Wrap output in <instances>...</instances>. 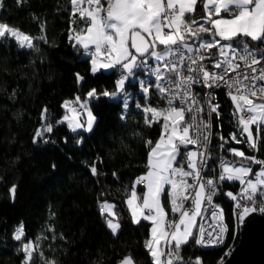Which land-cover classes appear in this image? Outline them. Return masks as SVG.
I'll use <instances>...</instances> for the list:
<instances>
[{
    "label": "snow or ice",
    "instance_id": "6c2138e0",
    "mask_svg": "<svg viewBox=\"0 0 264 264\" xmlns=\"http://www.w3.org/2000/svg\"><path fill=\"white\" fill-rule=\"evenodd\" d=\"M198 4L202 5L203 14ZM70 5L73 23L78 14L84 26L79 30L70 29L69 40L74 42V48H82L88 54L90 74L95 76L111 70L120 75L112 91L90 87L84 100L76 96L64 101L62 107L68 114L57 123L67 122L73 132L92 133L99 120L90 102L102 98H122L120 119L124 120L130 99L126 85L137 86L144 104L137 102L135 107L142 111L144 124L151 128L162 123L155 143L151 139L145 141L150 149L147 170L133 181L126 200L132 223L151 224L144 247L152 264H204L201 257L185 261L181 248L190 240L200 247L224 244L230 228L224 222L223 209L214 203L220 184L238 181L241 186L238 194L226 193L235 202V219L240 225L250 214L264 213V204L257 207L256 200L257 196L264 199V160L246 156L238 149H228L233 155L261 167L253 174L251 166L221 161L218 176L205 178L211 156L207 151L211 142V118L215 115L219 122L221 115L217 90H226L231 99L235 109L232 115L237 118L241 135H246L248 146L254 151L260 150L264 102L256 100L264 101V83H260L264 82V0H107V7L102 0H70ZM3 6L4 0H0V8ZM4 38L14 39L21 48L36 47L33 37L0 22V39ZM39 39L47 42L43 36ZM75 76L78 85L86 83L84 75L76 73ZM196 85L204 90L203 95L194 90ZM152 93L166 101L167 107L152 106L148 102ZM205 111L207 119L201 116ZM46 113L45 108L43 119ZM85 114L86 120L82 121L80 117ZM245 114H249L248 119L244 118ZM52 131L51 124L43 132L37 130L33 143H49L43 138L44 132ZM220 139L228 142L223 136ZM231 139L241 143L236 133L231 134ZM83 141L81 136L77 144ZM51 167L54 171L56 165ZM91 173L97 175L94 165ZM189 178L193 183L188 182ZM141 184L145 189L142 197L137 193V186ZM166 186L171 212L178 214L176 220L168 219L162 203ZM16 190V185L9 190L13 199ZM187 201H191L190 208H185ZM114 207L107 201L98 203L106 227L116 235L121 224ZM205 222H208L207 228ZM231 231L235 238V225ZM23 236L21 225L13 238L21 241ZM37 248L32 241L22 244L24 264H31ZM229 254L226 250L224 256ZM117 264H137V261L129 253ZM218 264H224L223 256Z\"/></svg>",
    "mask_w": 264,
    "mask_h": 264
},
{
    "label": "trees",
    "instance_id": "16d2710c",
    "mask_svg": "<svg viewBox=\"0 0 264 264\" xmlns=\"http://www.w3.org/2000/svg\"><path fill=\"white\" fill-rule=\"evenodd\" d=\"M70 9V0H4L0 8V22L33 37L36 46L21 48L14 39H0V264H24L22 244L28 241L38 245L31 264L52 260L56 264H117L129 253L137 264H152L144 247L151 224L142 221L134 225L126 200L133 181L147 170L150 149L145 141L155 143L162 121L151 128L144 124L142 111L135 107L144 100L132 84L126 85L130 99L124 120L120 119L122 98H102L90 102L99 120L92 133L73 132L66 122L57 123L67 114L62 107L64 101L76 96L84 100L90 87L112 91L120 75L111 70L90 74L89 56L69 40L70 29L84 26L78 16L73 23ZM198 9L203 14L202 5L198 4ZM41 36L47 42L39 39ZM76 73L84 75L86 83L78 85ZM216 95L221 115L219 122L215 115L211 118L210 162L218 176L221 161L251 166L228 149L264 160V125L260 150L254 151L246 135H241L237 118L232 115L234 105L225 90H217ZM148 102L157 108L165 107V101L155 93ZM47 124L53 127L51 133L44 132L43 138L49 143H33L37 130L43 132ZM252 130L255 136V125ZM233 133L241 143L231 139ZM81 136L84 141L77 144ZM221 136L228 142L224 143ZM52 164L56 165L54 171ZM93 165L97 175L91 173ZM188 182L193 180L189 178ZM13 185L17 188L14 200L9 191ZM219 187L215 203L223 209L224 222L229 225L227 238L217 247H200L190 240L181 248L185 261L201 257L204 264H218L222 256L226 259L225 251L230 252L239 241L235 202L226 193L237 194L240 184L224 182ZM101 201L115 205L121 224L116 235L106 227L98 211ZM163 203L169 212L166 197ZM21 225L24 236L16 241L13 234Z\"/></svg>",
    "mask_w": 264,
    "mask_h": 264
},
{
    "label": "water",
    "instance_id": "95a60500",
    "mask_svg": "<svg viewBox=\"0 0 264 264\" xmlns=\"http://www.w3.org/2000/svg\"><path fill=\"white\" fill-rule=\"evenodd\" d=\"M224 264H264V213L254 212L239 224V241Z\"/></svg>",
    "mask_w": 264,
    "mask_h": 264
},
{
    "label": "built area",
    "instance_id": "2783aa9c",
    "mask_svg": "<svg viewBox=\"0 0 264 264\" xmlns=\"http://www.w3.org/2000/svg\"><path fill=\"white\" fill-rule=\"evenodd\" d=\"M87 56H88V54H87ZM144 78V77H143ZM260 83H264V82H260ZM194 90H196V91H200L201 92V95H203V91L204 90H202L201 88H200V86L199 85H196L195 87H194ZM224 90V89H223ZM225 92H226V90H225ZM167 107V103H166V101H165V107L164 108H166ZM190 115V114H189ZM201 116H203L205 119H207V113H206V111H205V113H202L201 114ZM189 117H186V119H188ZM244 118L245 119H248L249 118V114H245V116H244ZM210 141H211V137H210ZM191 147V146H190ZM207 151L210 153V143L208 144V146H207ZM208 163H209V168L206 170V176H205V178H208V177H216V171H215V168L212 166V164H211V162H210V159H209V161H208ZM251 167H252V169L253 168H256V170L255 171H253V174L261 167L260 165H256V164H251ZM211 171V172H210ZM249 178H252V177H249ZM141 187H143L144 185L143 184H141L140 185ZM240 189H241V186H240V188H239V190H238V193L240 192ZM237 193V194H238ZM256 200H257V207H259L261 204H264V199H261L259 196H257L256 197ZM214 203H215V197H214ZM216 204V203H215ZM217 205V204H216ZM192 205H191V201H187V202H185V208H190ZM256 213H259L260 214V212H256ZM201 221L199 220V218H198V224L200 223ZM209 225H208V222H205V227L207 228ZM230 253V252H229Z\"/></svg>",
    "mask_w": 264,
    "mask_h": 264
},
{
    "label": "crops",
    "instance_id": "0c3cea01",
    "mask_svg": "<svg viewBox=\"0 0 264 264\" xmlns=\"http://www.w3.org/2000/svg\"><path fill=\"white\" fill-rule=\"evenodd\" d=\"M102 3H104L105 7H107V0H102ZM77 16H78V14H77ZM83 51H84V50H83ZM80 119H81L82 121H85V120H86V115H84L83 118H80ZM236 166H240V165H236ZM144 190H145V189H144V186L141 187V188L139 187V185L137 186V193H138L139 196L142 197ZM167 191H168V186L165 187V196L162 197V203H163L164 198H165V197L167 198V195H166ZM167 201H168V198H167ZM163 204H164V203H163ZM168 205H169V212H170V214H169V212L167 211V209L165 208V211L168 212V219H170V220H176V219H178V214H174V213L171 212V206H170L169 201H168ZM127 207H128V206H127ZM113 210H114L115 213H116V209H115V207H114ZM170 215L173 216V217H171ZM169 216H170V217H169ZM197 223H198V221H197ZM150 228H151V227H150ZM165 252H167V247H165Z\"/></svg>",
    "mask_w": 264,
    "mask_h": 264
},
{
    "label": "rangeland",
    "instance_id": "374dc122",
    "mask_svg": "<svg viewBox=\"0 0 264 264\" xmlns=\"http://www.w3.org/2000/svg\"><path fill=\"white\" fill-rule=\"evenodd\" d=\"M117 99H120V98H117ZM253 99H255V98H253ZM256 102L257 103H260V102H264V101H262V100H256ZM78 107V106H77ZM68 114V113H67ZM86 115V114H85ZM84 116V115H83ZM83 116H81L80 118H83ZM67 123V122H66ZM112 204V203H111ZM20 227V226H19ZM17 230V229H16Z\"/></svg>",
    "mask_w": 264,
    "mask_h": 264
}]
</instances>
